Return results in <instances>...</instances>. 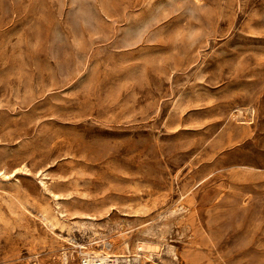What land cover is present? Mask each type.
Masks as SVG:
<instances>
[{
  "label": "rangeland",
  "instance_id": "374dc122",
  "mask_svg": "<svg viewBox=\"0 0 264 264\" xmlns=\"http://www.w3.org/2000/svg\"><path fill=\"white\" fill-rule=\"evenodd\" d=\"M6 1L0 0V22L10 17ZM14 1L17 37L43 44L47 58L51 52L68 53L52 62L54 73L76 69L83 73L78 83L86 69L91 76L74 94L89 101H71L65 93L54 103L62 109L47 106L38 135L26 126L28 136L38 140L23 151L38 148L44 154L26 159L36 166L54 162L46 167L50 172L0 174V264H82L83 255L95 256L105 240L114 242L111 254L126 257L103 264H128L127 259L131 264H264V0H237V10H229L230 0H206L228 10L213 39L183 46V59L167 62L162 57L171 54L161 45L154 54L159 59H143L142 72L122 78V87L111 83L108 88L102 70L120 75L137 69V60L119 52L129 46L123 37L111 39L123 29L102 22L137 21V0H94L92 10L82 2L46 0L41 10L32 8L35 12H28L31 0ZM153 1L155 20L182 9L191 20L204 15L209 22L218 15L198 12L193 0ZM55 21L76 24L77 34L85 31L79 29L82 23L94 22L88 29L94 60H70L71 45ZM78 37L80 58L86 45ZM149 63L160 71L168 64L175 74L154 82L156 94L145 91L151 83L144 73ZM0 120L3 135L10 124L4 116ZM7 153L0 149V169L11 171L20 160L11 162ZM42 177L54 181L52 186L42 189ZM155 244L159 250L139 247Z\"/></svg>",
  "mask_w": 264,
  "mask_h": 264
},
{
  "label": "crops",
  "instance_id": "0c3cea01",
  "mask_svg": "<svg viewBox=\"0 0 264 264\" xmlns=\"http://www.w3.org/2000/svg\"><path fill=\"white\" fill-rule=\"evenodd\" d=\"M197 1L193 0L195 3L193 6L198 10V12H202L203 14H211L212 12V14H214L217 12V19L216 16H212L213 20L207 22L205 21L206 16L203 15L202 17L198 16V20H191L189 11L182 9L178 10V13L175 16L165 20L158 19V21L154 19L153 9L155 7L153 3L155 2L153 0H137V21L125 20L117 23L102 22L103 25H107L109 28L123 29V31L112 34L113 38L111 39L118 41L123 37L121 40L129 44V46L125 45L128 47H124L122 50H119V52H125L129 54V56H132L130 57L131 59H134V61L137 60V69H129L128 72L125 71L120 75L117 73L111 75L110 70H102V81L106 82L107 79V88L111 86V83L115 85L112 87H122V84H125L123 83L124 79L122 78H131L142 72V68L138 62L143 59L150 61L159 59L154 58V54L155 49H158L161 45H165L167 52L171 54L169 58L162 57V59L167 62L169 59L174 60L179 58L182 60L183 58L181 57V54L183 46H199L207 40L210 41L213 39L215 33H217L221 28V14L228 11L227 7H225L226 5L222 6L216 1L215 4H210L206 0ZM14 2V0L6 1L10 17L9 20L0 22V81H5L3 82L5 85L0 87V118L4 116V119L8 124H10L9 130H7L5 134L0 135V149H7V156L12 159L11 162H18L20 160V166L14 167L11 171L8 170V166L5 170L1 167L0 172H5L6 174L13 173V176L15 177L18 174L29 176L32 172L36 173L37 176H40V173L44 174V172H46L47 169L52 168L55 163L43 160V163L40 166H36L34 165V162L31 160L29 161V159L26 158L43 157V152L39 151L38 148L31 150L30 152H25V150L23 151V147L25 144H31L32 141L37 142L38 137H35V135H38L39 127L47 122V106L50 107V109L63 108V106L54 104L55 99H57L60 95L70 93L71 101H89L86 97L81 99V97L77 95L74 96V94H77L78 89L83 87L82 83H87L85 79L90 77L91 74H89L88 69H86V76L84 80L81 81V83H78V77L83 73L81 72L78 75L76 69L74 72H64V74H62V70L59 69V71L54 73L55 65L52 64V62L61 60V58H64L68 53H63L61 56H58L57 53L51 52V54L48 55L52 56H48L47 58L43 44L39 43L36 45V43L33 42L34 39L17 37V33L14 29L20 28V26H17L18 22L14 20L13 13L17 11L16 4ZM30 2L31 3L27 5L29 7L28 12H35L32 8L39 11L46 4V0H37V4L33 3L32 0ZM81 2L85 3V5H90L92 10L94 0H69L70 6L77 5V3L79 4ZM161 2L165 5L169 4L168 0H162ZM59 3L62 5L60 0ZM228 3L229 10H231L230 8L232 6L235 10H237V0H230ZM222 7H225V9L223 10ZM1 13L2 9L0 6V14ZM146 15L148 18H146ZM207 18L210 19L209 16ZM200 19L203 21L202 23H200ZM36 22L42 24L41 27L40 25L37 26L38 28H45L46 22L43 20H38ZM53 25H55L59 30H64L63 34L61 32L59 35H64V38H66L69 45H71L70 60L77 61L82 59L85 60V62H88L90 59L94 60L93 32H88V29L91 30L94 28V22H85V24L82 23L79 26V29L81 30V28H84L85 31H80L78 34L76 31H73V29L76 28V24L73 25L69 21H55ZM2 35H4V37H2ZM79 35L81 36L80 38L85 39L86 45V52L85 54L82 53L80 58L77 52L78 49L75 48L76 45L74 44V41L76 42ZM90 39L91 43L89 44L88 41ZM33 46H35V48H33ZM175 53L179 55L177 58H174ZM185 59L189 60L190 58L187 55ZM47 62H49V66H47ZM47 68H53V70L47 72ZM163 68H165V72H162ZM188 68L189 64L186 71ZM172 70V67L168 64L165 66L162 65L160 71V67L154 66V63H149V65L145 67L144 73L151 79V83L150 87L148 89L146 88L145 91L150 94H156L158 87L156 85L154 86V82L158 81V79L162 77L174 76L175 74ZM117 72L120 71L118 70ZM49 77H55V80L47 81ZM112 77L114 78L113 81L111 80ZM47 84L56 86L47 89ZM133 84L135 86L133 88V93L135 94L133 96V101L137 102V83L134 82ZM88 86L89 84H87V87ZM86 89L88 90V88ZM2 91H5L4 96L1 95ZM108 91H110V89L105 90V92ZM92 100L91 102L94 103ZM150 100H152L151 96ZM86 105L87 104H85L84 107H86ZM92 107H94L93 104ZM50 119L53 118L50 117L49 120ZM0 125H3L1 120ZM26 126L35 127L33 131V134H35L34 136H28L29 134L27 129L29 128ZM24 167H27L29 172L25 173L23 171ZM47 172L49 173L50 171ZM53 182L54 181L47 183L52 186ZM38 183L40 187L44 189L41 183ZM54 193L60 196L57 192H53L52 195ZM53 199L57 201L60 197L55 198L53 195Z\"/></svg>",
  "mask_w": 264,
  "mask_h": 264
},
{
  "label": "bare ground",
  "instance_id": "6f19581e",
  "mask_svg": "<svg viewBox=\"0 0 264 264\" xmlns=\"http://www.w3.org/2000/svg\"><path fill=\"white\" fill-rule=\"evenodd\" d=\"M0 174H2L4 177H6V178H8L9 176H10V174H6V173H4V172H0ZM40 175H42V173H40ZM41 184H42V187L44 188V189H47V187H48V184H47V182L43 179V177L41 178ZM54 195V197L55 198H59L58 196V194H53ZM66 223V222H65ZM120 234H122V233H120ZM98 242V241H97ZM114 243V242H113ZM113 243L111 242V241H109V240H105L103 243H101V246L103 247L102 248V250L101 251H95V252H93L94 254H95V256H92L91 255V253L90 252H86V255H88L89 256V259L87 260L90 264H95V263H101V264H103L104 263V261H106L107 262V260H108V258L109 259H112V260H110V261H112V262H114V261H116L117 260V258L118 257H126L125 255H113V254H111L108 250H110V248L113 246ZM72 244V246H77L76 244H74V243H71ZM100 245V244H99ZM81 247H86V248H88L87 246H81ZM139 247H141L143 250H147L146 248H149V249H152V250H159L160 249V246L158 245V244H155V245H151V246H139ZM107 248V249H106ZM128 251V250H127ZM84 256V255H83ZM112 257H116V258H112ZM135 258L134 259H136L137 260V254H136V256H134ZM63 260L64 261H66L67 260V256H64L63 257ZM128 260V264H131L130 263V259H127Z\"/></svg>",
  "mask_w": 264,
  "mask_h": 264
},
{
  "label": "built area",
  "instance_id": "2783aa9c",
  "mask_svg": "<svg viewBox=\"0 0 264 264\" xmlns=\"http://www.w3.org/2000/svg\"><path fill=\"white\" fill-rule=\"evenodd\" d=\"M89 259V256L87 257V255L85 254L84 255V258H83V261H82V264H90L87 260Z\"/></svg>",
  "mask_w": 264,
  "mask_h": 264
}]
</instances>
